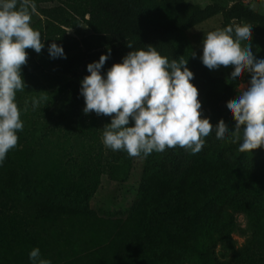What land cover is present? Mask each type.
<instances>
[{
	"label": "trees",
	"instance_id": "16d2710c",
	"mask_svg": "<svg viewBox=\"0 0 264 264\" xmlns=\"http://www.w3.org/2000/svg\"><path fill=\"white\" fill-rule=\"evenodd\" d=\"M31 1L44 17L38 20L37 30L45 44L42 51H47L48 44L54 41L63 46L66 55L76 53L73 62L82 65L67 89V96L57 112H53L57 116L51 128L60 137L77 142L81 149L75 174L65 177L78 181L79 188L87 192L96 187L97 167L104 157L99 120L93 113H83L80 81L88 74V63L97 61L108 48L111 56L102 72L120 62L129 51L148 47H155L169 60L177 59V48L168 34L185 33L219 14L225 20L242 19L264 37V14L243 3L229 6V2L236 0H211L206 6L190 0H161L167 10L163 21L145 17L143 0ZM81 25L89 33L79 36L69 33L68 29ZM127 43L133 45L132 49ZM251 48L257 58H264L262 52ZM28 63L27 56L26 64L21 66L26 87L16 94L23 126L35 122L24 110L25 100L31 103L33 97L45 96L46 102L36 109L46 115L55 105L52 99L57 94L47 90L39 77L29 71ZM191 71L199 100L205 92L215 90V77L201 61ZM232 72L231 68L226 71L223 88L226 96L232 93L236 83L230 80ZM243 75L250 79L248 73ZM27 109L40 120L36 109L28 106ZM48 118L51 120L52 116ZM25 131L24 128L17 133V146L0 164V264H30L28 253L32 248H39L41 257L51 264H191L180 254L185 248L194 261L200 255L206 264H211L205 250L198 245V230L205 231L218 221L229 225L231 232L243 233L234 217L236 210L249 205L255 207L264 200V171L224 160L222 151L210 148L211 132L204 138L202 150L195 155L190 153L184 157L186 150L179 146L166 148V162L151 172L150 182L141 189L134 216L124 220L119 229L107 227L90 239L87 235L94 230L83 218L71 214L70 207L62 200L66 195L63 188L52 186L49 176L38 170L37 150L24 135ZM33 135L36 140V134ZM57 139L61 143V138ZM238 147V143L229 141L222 150L232 153ZM209 149L214 157L204 155ZM78 195L82 203L88 199V194ZM225 211L226 222L222 219ZM255 228L254 239L237 253L239 261L246 264H264V211L257 212Z\"/></svg>",
	"mask_w": 264,
	"mask_h": 264
},
{
	"label": "clouds",
	"instance_id": "9594fccd",
	"mask_svg": "<svg viewBox=\"0 0 264 264\" xmlns=\"http://www.w3.org/2000/svg\"><path fill=\"white\" fill-rule=\"evenodd\" d=\"M29 7L34 10L30 0H0V164L17 146V133L23 129L16 94L26 87L21 72L27 62L25 50L40 54L45 47L40 32L31 26ZM251 40L252 28L247 25L228 26L203 37L199 59L206 68H231L230 80L237 82L242 74L250 75L247 85L238 88L235 102L226 105L235 121L231 129L223 121L213 128L202 115L188 59L169 60L155 47L131 50L104 72L110 48L88 63V74L80 81L83 113L111 117L104 126L102 143L131 157H147L177 146L195 155L213 131L218 141L238 143L240 153H251L264 147V58L254 55ZM127 47L133 45L127 43ZM47 52L52 59H66L63 46L54 41ZM195 55L192 52L193 58ZM46 100L45 96L33 97L32 109ZM28 259L30 264H51L41 257L39 248H32Z\"/></svg>",
	"mask_w": 264,
	"mask_h": 264
},
{
	"label": "rangeland",
	"instance_id": "374dc122",
	"mask_svg": "<svg viewBox=\"0 0 264 264\" xmlns=\"http://www.w3.org/2000/svg\"><path fill=\"white\" fill-rule=\"evenodd\" d=\"M201 6H206L211 0H190ZM144 2V15L151 20L163 21L167 17V10L161 0H143ZM236 3H243L250 6L256 12L264 14V0H236L229 2V6ZM30 4H33L30 0ZM42 6L47 4L41 3ZM31 16V26L34 30H38V20L44 18L34 5L29 10ZM247 25L242 19L234 18L225 20L222 14L208 19L202 24L195 26L185 33L171 32L169 37L177 48L179 59H188L187 67L192 70L199 61L201 55V48L203 37L210 31L223 30L228 26H243ZM69 33L73 36L79 34L89 33L87 27L81 25L77 29H68ZM253 49L259 50L264 54V37L252 30V40L250 41ZM195 52V57L191 56ZM76 53L66 55L65 58L52 59L49 57L47 51H42L40 54L35 52L28 54V69L30 72L35 73L39 79L44 83L47 90L56 92V99H52L54 106H51L49 113L39 109L40 120L36 119L31 111L27 109L31 118L35 120L34 123L28 122L25 128V136H27L37 150V167L43 174L49 176L52 186H61L65 192L63 197L64 204L70 207L71 214L77 215L78 219H84L87 225H90L94 231L88 234V238L92 239L93 236L109 227L108 230L114 228L119 229L124 220L130 216H134L137 210L138 201L141 189H144L146 182L151 180V172L160 169L163 162L165 163L166 149L163 152H153L147 157L142 154L138 157H131L124 150L112 151L104 146V157L101 165L98 166L99 180L96 183L94 190L84 191L79 188L78 181L68 179V176L75 174V164L80 163L78 160L77 142L72 139L60 137L51 128L52 121L56 120L53 112H57V108L63 102L64 97L67 96V89L69 85L79 75L82 65L73 62V57ZM227 69L221 67L218 70L212 71L215 77L214 85L215 90L209 94L206 92L200 98L201 112L210 120L213 128L223 121L229 129L233 128L235 121L232 116L227 112L226 105L229 102H235L238 97V88L247 85L249 79L243 75L239 82L236 81L232 93L224 95L223 88L225 86V76ZM244 84V85H243ZM58 95V96H57ZM62 96V97H61ZM26 105L31 108L29 100H25ZM51 104V102H50ZM27 106H25L27 108ZM33 110V109H32ZM52 112L53 115H50ZM44 113V114H43ZM93 114H95L93 112ZM52 116L50 120L48 117ZM99 120V134L101 141L103 139L104 126L110 123L111 117L96 115ZM36 134V140L35 136ZM47 135L48 137H45ZM61 138V143L58 139ZM227 142L218 141L215 138V131L211 139V149L215 148L216 151H222V158L226 161L233 162L239 166L249 165L250 167L264 171V147L254 149L251 153H240L238 149H234L232 153H228L227 149L222 148L227 145ZM87 151V150H86ZM190 152L186 150V157ZM204 155L214 157V152L210 149L204 152ZM77 167V166H76ZM260 167V168H259ZM77 170V169H76ZM49 171V172H48ZM64 173V174H63ZM65 175H68L65 177ZM77 175V173H76ZM75 175V176H76ZM88 194V199L82 203L79 195ZM258 211H264V200L255 206H247L244 209H237L234 217L243 228V233L231 232L229 225L224 226L219 224L218 221L215 226H211L205 231L199 229L197 234L198 245L201 246L207 256L210 258L211 264H246L239 261L238 252L243 251L248 243H250L256 234L255 222ZM226 211L223 213L222 219H226ZM88 220L93 223L90 224ZM112 224L109 225V223ZM99 224L101 226H99ZM180 253L185 260L191 264H206V260L198 255L194 261L189 250L182 249Z\"/></svg>",
	"mask_w": 264,
	"mask_h": 264
}]
</instances>
